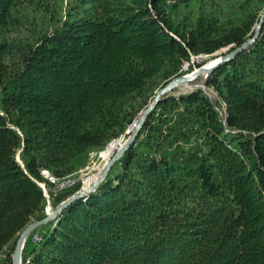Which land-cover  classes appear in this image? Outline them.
I'll return each mask as SVG.
<instances>
[{
	"label": "trees",
	"instance_id": "trees-1",
	"mask_svg": "<svg viewBox=\"0 0 264 264\" xmlns=\"http://www.w3.org/2000/svg\"><path fill=\"white\" fill-rule=\"evenodd\" d=\"M15 1L0 0V35ZM87 1L18 63L6 61L0 40V252L44 215L41 167L58 177L73 171L84 150L117 139L184 61L230 51L258 21L217 29L200 15L178 33L167 0ZM204 82L223 117L201 88L164 94L118 169L68 203L21 264H264V19ZM193 120L206 153L182 163L162 150Z\"/></svg>",
	"mask_w": 264,
	"mask_h": 264
},
{
	"label": "rangeland",
	"instance_id": "rangeland-1",
	"mask_svg": "<svg viewBox=\"0 0 264 264\" xmlns=\"http://www.w3.org/2000/svg\"><path fill=\"white\" fill-rule=\"evenodd\" d=\"M87 2V0H16L11 9L12 19L0 35V40L6 41L9 45L6 61L10 64L18 63L28 44L33 43L39 36L52 30L65 17L69 15L73 16L81 11L83 6H88ZM167 2L171 6L165 7L166 16L170 20L172 29L178 33H186V30L195 23L200 15H203L206 20L211 21L217 29H222L230 24L235 25L248 19L259 18L264 11V0H167ZM255 23L253 24V28ZM227 47L210 54L193 55L190 61L183 62L180 74L187 73L198 65L206 64L208 61L219 57L221 54H224ZM206 76L207 74L202 72V74L199 73L194 78L182 83L187 84L191 89L181 90L179 86L182 84L178 85V83V86L176 85L166 94L178 96L179 94L190 92L195 88H201L215 107L218 108V111L222 113L221 98L212 86L206 85L204 82ZM164 84H160L155 89V92ZM141 110H139L137 115H139ZM129 125L117 138L120 145L124 143L131 132V130L127 131ZM176 134L178 140L171 147L162 150L171 158L182 163H196L205 155L206 147L201 143L198 126L194 120L186 126H180ZM114 140L108 144V148L105 147L106 149L104 147V149L88 148L74 159V170L67 175L75 178V184L70 188L58 191L54 196H49L50 203L46 201L45 196L44 214L50 212L60 199L71 195L76 190L87 188L100 175L106 161L119 148V145L113 142ZM20 151L21 149H18L16 155L23 164V156ZM139 152L151 153L152 151L141 146L139 147ZM118 167L119 163H115L112 172L116 171ZM49 206L50 209L47 208ZM40 214L41 212L38 213V216ZM54 218L49 219L46 223L36 227L28 234L23 244L22 252L27 253L31 247L37 244L39 240L35 239L33 235L37 234L41 238V235L46 232ZM17 237L8 247H5L0 252V264H7L10 248L14 246Z\"/></svg>",
	"mask_w": 264,
	"mask_h": 264
},
{
	"label": "water",
	"instance_id": "water-1",
	"mask_svg": "<svg viewBox=\"0 0 264 264\" xmlns=\"http://www.w3.org/2000/svg\"><path fill=\"white\" fill-rule=\"evenodd\" d=\"M264 19V11L258 18V21L254 25V30L246 40H244L240 45L236 46L235 48L231 49L228 52H225L224 54H221L219 57H216L210 61H208L206 64H200L193 70L180 74L175 76L174 78L167 81L162 87H160L154 94V96L150 99L148 104L141 110V113L139 117L134 119L132 123L127 128V131L130 132V134L125 139L124 143L120 145L118 149H116L109 159L106 161L104 168L100 175L85 189V190H76L74 193L69 195L66 199H64L63 202L58 204L56 207H54L50 212H47L43 216L39 218L32 219L30 222L27 223V225L20 231L15 244L13 248V252L11 254V262L10 264H21V252L22 247L25 242L26 237L28 234L35 229L36 227L42 225L43 223H46L49 219L55 217L68 203L71 201L87 196L91 191H93L107 176L109 170L113 166V164L125 153L128 146L134 141L136 138L139 129L145 120L146 116L149 114L151 109L157 104V102L160 100V98L170 92L178 83L189 80L194 78L199 73H206L210 72L216 65H218L220 62L229 59L233 56H235L240 50L247 47L259 34L262 22ZM200 55V54H198ZM134 124V127H132ZM16 159L20 162L19 157L16 155ZM23 165V164H22Z\"/></svg>",
	"mask_w": 264,
	"mask_h": 264
},
{
	"label": "bare ground",
	"instance_id": "bare-ground-1",
	"mask_svg": "<svg viewBox=\"0 0 264 264\" xmlns=\"http://www.w3.org/2000/svg\"><path fill=\"white\" fill-rule=\"evenodd\" d=\"M185 82H187V81H183V82L179 83L178 85L185 83ZM179 88L181 90L191 89V87H189L187 84H182L179 86ZM221 104H222L221 109L223 112L222 113L220 111H218V112H219L220 116L223 117V115H224V103L222 100H221ZM216 109L218 110V108H216ZM132 127H134V124ZM113 142L115 144L117 143L120 147V144L118 143L119 139H116ZM108 146L106 148H108ZM40 173L42 176V181H36L37 184L41 187L42 191H43V187H44L48 192H52V195H56L58 193V191L63 190L65 188H70L75 184V178L72 177L71 175H65L62 177H58V176L54 175L49 169L44 168V167L40 168ZM85 189H82V190H85ZM43 194H44V192H43ZM44 196H45V194H44ZM40 239L41 238H39L38 240H40ZM21 254H22V252H21Z\"/></svg>",
	"mask_w": 264,
	"mask_h": 264
},
{
	"label": "built area",
	"instance_id": "built-area-1",
	"mask_svg": "<svg viewBox=\"0 0 264 264\" xmlns=\"http://www.w3.org/2000/svg\"><path fill=\"white\" fill-rule=\"evenodd\" d=\"M43 192H44V194H45V196H46V201H47L48 203H50L49 196H54V195H52V192H48L44 187H43ZM67 197H68V196H67ZM67 197L60 199L59 202H58L54 207H56L58 204H60L61 202H63L64 199H66ZM47 208L50 209V206L47 207ZM51 210H52V209H51ZM33 237H34L35 239H37V240L39 239V236H38L37 234H34Z\"/></svg>",
	"mask_w": 264,
	"mask_h": 264
}]
</instances>
